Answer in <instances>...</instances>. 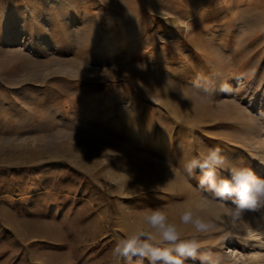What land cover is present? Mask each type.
Returning <instances> with one entry per match:
<instances>
[{
	"label": "rangeland",
	"instance_id": "374dc122",
	"mask_svg": "<svg viewBox=\"0 0 264 264\" xmlns=\"http://www.w3.org/2000/svg\"><path fill=\"white\" fill-rule=\"evenodd\" d=\"M262 140L264 0H0V264H115L143 210L210 197L187 159L264 177ZM249 217L203 250L250 264Z\"/></svg>",
	"mask_w": 264,
	"mask_h": 264
},
{
	"label": "clouds",
	"instance_id": "9594fccd",
	"mask_svg": "<svg viewBox=\"0 0 264 264\" xmlns=\"http://www.w3.org/2000/svg\"><path fill=\"white\" fill-rule=\"evenodd\" d=\"M168 166L175 171L171 160ZM183 174L197 179L198 188L210 197L202 196L187 205L179 222L170 219L164 208L143 210L139 225L117 239L112 249L115 264H133L134 258L136 264L145 260L147 264H185L188 259L199 264H222V257L203 250L198 237L215 231L217 222L225 216L235 221L249 211L264 209V177L232 163L219 148H205L187 159ZM181 225L194 231L186 236Z\"/></svg>",
	"mask_w": 264,
	"mask_h": 264
},
{
	"label": "bare ground",
	"instance_id": "6f19581e",
	"mask_svg": "<svg viewBox=\"0 0 264 264\" xmlns=\"http://www.w3.org/2000/svg\"><path fill=\"white\" fill-rule=\"evenodd\" d=\"M223 90L228 91L230 89L229 85L222 86ZM259 148L264 150V141H260ZM262 156H264V151L262 152ZM249 212L244 214L241 218H247ZM249 223L245 229H243V237L245 242H254L255 245L258 247V250H255L254 254L250 257L251 262L250 264H264V225H257V222L253 217H249Z\"/></svg>",
	"mask_w": 264,
	"mask_h": 264
}]
</instances>
